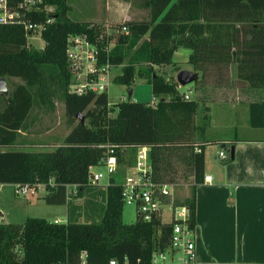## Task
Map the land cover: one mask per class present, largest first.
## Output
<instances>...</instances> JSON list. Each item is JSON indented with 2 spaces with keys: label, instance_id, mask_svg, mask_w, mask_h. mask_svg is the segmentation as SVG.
I'll return each instance as SVG.
<instances>
[{
  "label": "trees",
  "instance_id": "obj_1",
  "mask_svg": "<svg viewBox=\"0 0 264 264\" xmlns=\"http://www.w3.org/2000/svg\"><path fill=\"white\" fill-rule=\"evenodd\" d=\"M23 1L8 0V6L23 11ZM140 1L146 18L126 20L116 25V33L108 34L97 23L72 20L68 0H43L42 6L53 5L55 11L31 10L24 16L28 22L46 24L42 50L29 42L33 33L23 23H0V78L22 80L9 87V95L0 94L4 101L0 108V183L45 185L48 204L68 207L66 222L41 217H28L23 223L0 220V264H77L82 252H87L89 264L112 260L154 264V252L169 245L172 224L158 228L159 221L139 218L126 223L122 185L114 179L105 189L89 183V169L104 156L107 145L149 146L160 181H166L159 171L168 155L189 149L195 179L191 196L180 204L190 209L189 225L195 229L196 189L205 178V144L198 138L210 117L201 113L197 124L200 102L186 99L178 82L159 74L156 66L173 63L175 52L188 47L192 50L189 62L201 72L196 85L205 84L210 74L215 85L227 83V73L235 63L238 79L250 88L264 89V0ZM49 17L55 19L46 23ZM73 34H85L97 44L99 64L122 66L116 82L131 85L138 76L146 79L157 102L123 100L111 116L115 109L110 107L107 90L71 92L67 48ZM56 88L61 91L71 131L51 150L16 149L34 107H53ZM249 112L250 124L264 127V100L252 102ZM79 113L85 115L84 123ZM119 147L117 154L124 160ZM231 148L229 161L233 159ZM68 185L77 186V199L88 193L85 207L72 202Z\"/></svg>",
  "mask_w": 264,
  "mask_h": 264
},
{
  "label": "crops",
  "instance_id": "obj_2",
  "mask_svg": "<svg viewBox=\"0 0 264 264\" xmlns=\"http://www.w3.org/2000/svg\"><path fill=\"white\" fill-rule=\"evenodd\" d=\"M100 2V19L116 18L115 10L111 12L114 1ZM104 5H107L106 12L102 9ZM126 20L132 18L125 13ZM178 53L186 64L181 70L195 71L189 62L192 50L180 47L174 56ZM231 70L235 74L231 87L212 88L199 84L182 92L181 85L178 86L182 94L197 99L200 109L210 114L205 132L198 141L205 144V176L210 175L213 180L204 181L196 189L195 258L188 263L165 264H264V127H253L249 112L252 102L264 100V89L250 88L238 79L237 64L233 63ZM195 72L200 78V71ZM230 92L245 96V102H237ZM200 113L196 116L197 124L201 122ZM217 132L223 133L214 135ZM207 144L215 147L213 152H208ZM232 146L235 147L234 158L231 161L222 159L219 152L223 150L229 154ZM2 185L5 184L0 183ZM0 213V220L4 221V213Z\"/></svg>",
  "mask_w": 264,
  "mask_h": 264
},
{
  "label": "rangeland",
  "instance_id": "obj_3",
  "mask_svg": "<svg viewBox=\"0 0 264 264\" xmlns=\"http://www.w3.org/2000/svg\"><path fill=\"white\" fill-rule=\"evenodd\" d=\"M105 1L107 2L109 0ZM113 1L114 5H111V12L115 10L116 18L112 17L107 19L106 16V20L100 19V0H68L69 5H72L70 6L71 10L68 15L71 19L76 21H94L91 23L99 24L108 32H112L111 30H114V32L118 31L116 25L125 22V13L128 17H131L132 20H141L147 16V11L142 7L140 0H110L111 3H113ZM102 9L103 12H106L107 5L102 6ZM122 31H124V28ZM29 42L39 50H42L45 45V41L40 36L39 32H36L34 36H30ZM182 59V55L178 53L174 56L173 63L157 66L156 70L159 74L168 76V78H170L169 80L177 81V73L186 65L182 62ZM69 62V68H72L73 61L70 60ZM121 73L122 66L111 67L106 71V73H104L105 79L109 81L107 91L109 94L110 107L115 109V111L111 112V116H115L117 114L116 105L123 100H133L149 104H152L154 100L152 85L146 79L138 76L131 85L118 83L115 81V77ZM232 74V70L227 73L228 80L225 81L227 83H224L223 85H215V78L213 79L210 74L208 75L210 78H207L205 84L207 86H211L212 88L231 87L232 80L235 75ZM215 76L216 75H214V77ZM21 81L22 80L18 77L7 79L8 86L10 85L9 87L11 88L16 83ZM192 86L198 87L199 84L196 85L194 82L181 86V91H188ZM131 89L132 94L129 95V91ZM217 91L218 90L215 92ZM221 92L217 94H221ZM230 95H232V98L236 99L237 102H240V100L245 102V96L243 95L239 97L238 93L236 94L233 92H230ZM190 99L193 98L190 97ZM53 101V107L47 105H36L34 107L29 117L27 130L21 133L18 144L15 146L16 149L36 151L51 150L63 143L65 136L71 131L72 125H70L67 121L65 104L63 102L61 91L57 88L55 89ZM255 101H260V99ZM3 103V99H0V108L3 107ZM200 112H202V114H209L205 109H202ZM222 133L223 132H217L214 133V135H220ZM207 148L208 152H213L215 147L207 144ZM189 152V149L182 148L176 151V153H170L166 162L163 163L161 170L159 171V175L162 179H165L166 182L174 184L173 192L175 193L176 203L184 202L185 199L190 197L192 194V185L195 178L189 166ZM133 158L134 155L132 154V151L129 150L125 154L124 161H126L127 165L131 166ZM95 169L97 171H106L103 166H97ZM101 188L102 187L99 189ZM76 189L77 188L73 185H70V198H72V202L85 207L89 195L86 193L82 198L77 199L74 196L77 191ZM47 191V188L42 185L35 191L36 193L31 194V192H29L27 195H17L15 193V185L5 184L0 186V211L4 213V222L23 223L28 217H41L53 222L55 219L59 218L62 220L60 222H63L64 220L67 221V205L48 204L44 199V196L48 193ZM98 200L101 201V196H99ZM96 219H99V217ZM137 219L138 215L136 208L131 205H124L123 220L126 223H134ZM81 220L83 221L85 218L82 217Z\"/></svg>",
  "mask_w": 264,
  "mask_h": 264
},
{
  "label": "built area",
  "instance_id": "obj_4",
  "mask_svg": "<svg viewBox=\"0 0 264 264\" xmlns=\"http://www.w3.org/2000/svg\"><path fill=\"white\" fill-rule=\"evenodd\" d=\"M42 2L43 0H24L20 5L23 11H20L10 9L8 0H0V23H23L27 30L32 31L33 34L30 36H34L36 32H39L41 36L46 24L28 22L24 16L26 11L31 10L55 11V6L49 4L42 6ZM54 19V17H49L46 23H51ZM91 27H95L94 24ZM104 31L108 34L116 33L114 30H111L112 32ZM101 38H103L102 34L99 36V39ZM111 45L113 43H110ZM67 58L68 66L69 61H73V67L69 68L72 73L69 87L71 92L82 94L90 90L95 92L107 90L109 81L105 79L104 73L112 66L109 63H98L99 49L97 44L92 42L87 35L73 34L69 36ZM185 98L190 99V96L185 94ZM156 102L157 100L154 98L153 104ZM118 147V145L106 146L107 150L104 156L89 169V183L107 188L114 179L115 183L121 184L123 187L122 200L124 205L135 207L139 219L146 222L157 220L160 223L158 228L164 224H172L169 245L163 250L159 249L154 252L152 260L154 264L175 261L188 263L192 261L196 256V242L194 229L189 225L190 209L185 204L175 202L173 183L157 179L151 159V148L147 145L120 146L124 159L129 150L134 155L132 164L129 166L126 161L121 160L118 156ZM196 151L201 152V149L196 147ZM219 156L222 159H227L229 154L221 150ZM97 166H103L106 171H97L95 169ZM212 180L210 175L204 178V181L208 183ZM41 186L42 184H15V193L17 195H27L29 192L33 194ZM73 186L77 188L76 185ZM67 187L69 189L70 185ZM60 221V219H56L54 222L60 223ZM159 233L162 234L161 229H159ZM77 264H89L87 252H82L81 259ZM110 264H117V262L112 260Z\"/></svg>",
  "mask_w": 264,
  "mask_h": 264
},
{
  "label": "water",
  "instance_id": "obj_5",
  "mask_svg": "<svg viewBox=\"0 0 264 264\" xmlns=\"http://www.w3.org/2000/svg\"><path fill=\"white\" fill-rule=\"evenodd\" d=\"M197 79H199V74L193 70L189 69H182L177 73V82L181 86H185L187 84L194 83ZM9 86L7 83V79L5 77L0 78V94L9 95ZM132 91H129V95H131ZM78 116L80 120L84 123L85 122V115L79 113ZM235 156V147L232 146L231 148V157L234 158Z\"/></svg>",
  "mask_w": 264,
  "mask_h": 264
}]
</instances>
